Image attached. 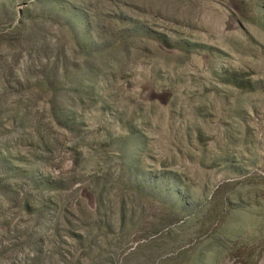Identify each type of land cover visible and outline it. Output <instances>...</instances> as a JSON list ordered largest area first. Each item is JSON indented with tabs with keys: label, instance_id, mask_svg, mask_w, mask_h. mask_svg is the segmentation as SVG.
I'll return each mask as SVG.
<instances>
[{
	"label": "rangeland",
	"instance_id": "1",
	"mask_svg": "<svg viewBox=\"0 0 264 264\" xmlns=\"http://www.w3.org/2000/svg\"><path fill=\"white\" fill-rule=\"evenodd\" d=\"M0 264H264V0H0Z\"/></svg>",
	"mask_w": 264,
	"mask_h": 264
}]
</instances>
